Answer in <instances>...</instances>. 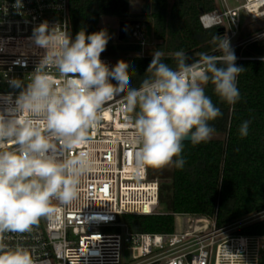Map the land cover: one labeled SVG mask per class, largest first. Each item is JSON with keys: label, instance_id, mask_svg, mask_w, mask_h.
Returning <instances> with one entry per match:
<instances>
[{"label": "clouds", "instance_id": "obj_1", "mask_svg": "<svg viewBox=\"0 0 264 264\" xmlns=\"http://www.w3.org/2000/svg\"><path fill=\"white\" fill-rule=\"evenodd\" d=\"M22 6L16 0L14 7ZM32 39L45 54L26 85L9 81L21 91L14 107L0 112V264H35L31 251L10 248L4 234L29 233L42 218L55 222L78 198L81 179L94 166L92 152L82 146L91 143L90 132L114 97L122 98L125 113H135L129 119L138 165L182 169L183 142L211 140L215 128L209 122L222 116L205 94L206 86L211 83L221 101L235 105L241 99L238 77L245 71L236 65L229 39L214 35L220 54L201 52L192 63L179 50L169 54L172 67L162 62L164 51L154 50L144 78L134 87L137 73L126 61L109 67L100 59L110 39L106 30L87 35L81 30L73 40L61 25L49 28L45 21L33 29ZM250 123L240 125L241 138ZM8 145L14 147L8 150Z\"/></svg>", "mask_w": 264, "mask_h": 264}, {"label": "built area", "instance_id": "obj_2", "mask_svg": "<svg viewBox=\"0 0 264 264\" xmlns=\"http://www.w3.org/2000/svg\"><path fill=\"white\" fill-rule=\"evenodd\" d=\"M215 2L216 9L200 16L203 27L224 28L220 33L229 39L236 65L246 59L264 61V55L246 57L242 53L247 44L264 40V27L243 35L246 17L264 19V0ZM21 3L17 9L16 0H0V84L10 85L12 79L27 84L46 51L32 39L35 27L47 21L49 28L59 24L69 32V0ZM131 31L126 38L144 47L141 26L137 24ZM100 59L113 66L111 58ZM20 91L0 92V112L15 106ZM122 109L121 97L108 102L103 119L90 132L91 143L82 146L92 152L94 166L82 177L78 198L63 208L57 221L42 218L29 233H5L4 242L10 248H27L35 264H264V236L237 233L242 226L263 218L264 211L223 227L214 218L185 214L180 216L197 217L211 227L175 228L172 232L130 229L124 215L154 214L152 208L160 204L161 181L150 175L149 167L138 165L139 149L129 119L135 113ZM12 147L7 146L8 150Z\"/></svg>", "mask_w": 264, "mask_h": 264}, {"label": "trees", "instance_id": "obj_3", "mask_svg": "<svg viewBox=\"0 0 264 264\" xmlns=\"http://www.w3.org/2000/svg\"><path fill=\"white\" fill-rule=\"evenodd\" d=\"M130 8L131 0H69V34L74 40L81 30L86 35L106 30L110 39L101 57L129 61L130 70L137 73L132 82L135 87L144 78L152 55L141 56L139 45L114 39L115 31L99 26L107 16L135 18L137 15L131 14ZM214 9L215 0H152L150 13L140 16L152 19L160 41L154 50L164 51L162 62L175 67L169 56L175 51L184 50L191 58L188 63L198 59L201 52L219 53L212 38L223 35L218 28L205 29L200 21L203 13ZM242 53L246 57L264 55V40L247 44ZM237 66L245 71L238 77L241 99L235 105L221 101L211 83L205 88V94L221 109L222 116L209 122L215 128L211 140L197 145L183 142L181 155L186 163L182 169L174 165L172 168V213L126 214L124 219L132 231L172 232L177 216L185 214L214 218L217 226L223 227L264 211V61L246 59ZM13 90L10 85L0 84V92ZM248 120L249 133L241 138L239 127ZM161 193L162 189L160 200ZM237 233L264 236V217L242 226Z\"/></svg>", "mask_w": 264, "mask_h": 264}, {"label": "rangeland", "instance_id": "obj_4", "mask_svg": "<svg viewBox=\"0 0 264 264\" xmlns=\"http://www.w3.org/2000/svg\"><path fill=\"white\" fill-rule=\"evenodd\" d=\"M152 0H131V14L137 15L135 18H127L120 19L118 17H103L100 21L99 26L105 29H109L115 31L113 34L114 39L118 38V29L119 23L123 20H136L138 21V25L141 26L145 33L146 44L144 47H141L140 55L149 56L152 55V51L156 47V45L160 42L155 35L153 21L149 16H140L144 13H150ZM245 17V15H243ZM259 27H264V19H252L250 17H246L244 23V32L246 34H250L255 29ZM132 27L127 31L129 33ZM132 31L130 32V34ZM128 44L138 45L131 38L127 39ZM120 59L118 57L112 58L113 66L116 65L117 61ZM215 136V135H213ZM172 168L173 165H168L163 168H152L149 167V171L153 177L159 178L162 182V193L160 204L156 207L152 208L154 214H169L172 213L171 208V180H172ZM264 217V215H263ZM201 227H211V224H206L205 222H201L197 219V217H183L177 216L176 218V226L177 230H193L199 229Z\"/></svg>", "mask_w": 264, "mask_h": 264}, {"label": "water", "instance_id": "obj_5", "mask_svg": "<svg viewBox=\"0 0 264 264\" xmlns=\"http://www.w3.org/2000/svg\"><path fill=\"white\" fill-rule=\"evenodd\" d=\"M138 24V21L136 20H123L119 23V29H118V39L119 41H123L126 38L127 31ZM221 32L224 31V28L220 29ZM129 64V61H126Z\"/></svg>", "mask_w": 264, "mask_h": 264}]
</instances>
